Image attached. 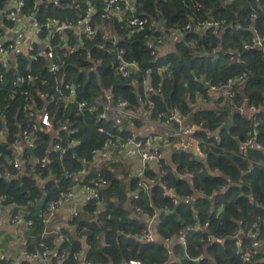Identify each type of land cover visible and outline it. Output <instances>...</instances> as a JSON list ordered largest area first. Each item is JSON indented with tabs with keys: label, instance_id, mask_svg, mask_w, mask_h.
I'll use <instances>...</instances> for the list:
<instances>
[{
	"label": "trees",
	"instance_id": "trees-1",
	"mask_svg": "<svg viewBox=\"0 0 264 264\" xmlns=\"http://www.w3.org/2000/svg\"><path fill=\"white\" fill-rule=\"evenodd\" d=\"M5 1L0 0V8ZM24 1L26 13L34 10L35 0ZM88 1L44 0L37 17L40 21L47 17L60 20L82 17ZM135 12L158 22L157 27L160 25L162 31L179 33L180 37L170 52L151 54L153 41L162 33L157 28H120L121 23L117 20L103 21L94 14L92 21L101 24V35L103 27L116 32L119 35L117 43L102 39L99 34L92 37L81 35L77 40L70 32V48L82 42L85 53L84 50L76 53L64 47L56 48V55L65 59L58 76L79 84L77 100H88L99 96L100 90L109 89L114 99L125 98L135 109L150 100L154 105V116L176 106L182 113H191L197 121H202V130L198 134L222 149L205 146L204 159H198L187 151L176 153L171 150L168 161L160 158L156 164H148L142 177L134 176L129 181V188L135 191L131 195L132 212L138 214L130 217L129 211L119 208L114 200L122 195L119 193V179L110 170H93L85 177L75 179V174L93 160L92 151L101 148L111 136H128L129 130L119 131L113 117L107 122L98 121L94 113L80 111L73 101L67 106L58 99L53 101L55 116L66 125L59 129L58 136L51 137L43 130L36 131L34 154L25 151L22 167L6 178V173L11 171L4 161L8 145L20 125L24 128L28 125L23 110L19 108L25 100L21 95L9 98L4 86L0 90L3 98L0 112L5 115L9 133L6 141L0 143V194L5 196L3 203L19 206L28 203L29 212L24 216L33 221V228L39 232L43 229V222L41 215L34 213L37 200L45 197L44 213L50 201L57 199L61 192H69L75 184L98 187L102 193L101 208L92 199L83 208L96 220L75 219L89 246L86 258L94 264H129L130 259L139 260L142 264H264L261 260L264 258V167L249 160L264 163V58L261 49L244 47L254 33L264 36V0H231L226 3L223 0H139ZM253 15L255 17H251ZM206 20H224V23L218 27H205ZM187 23L191 25L190 29H185ZM201 27L202 32L199 31ZM59 42L62 41L57 37L54 43ZM119 50L127 59L139 63V74L128 77L117 74ZM28 63L22 57L17 65L18 71L22 72ZM158 66H166V71L159 73ZM29 67L30 72L47 78L44 85L37 83L29 87L32 91L39 89L36 101L40 107V94L53 93L54 75L40 63L32 62ZM147 69L150 70L145 73ZM243 70L246 77L241 84L234 83L237 93L232 101L215 96V107L193 109L192 103L197 100L196 90L203 97L211 98L201 79L206 83L219 84ZM14 73L8 71L6 76L12 79L21 74ZM144 77L150 87L147 93L141 86ZM22 88L25 87L18 90ZM242 104L254 105L259 110L251 116L247 112L240 113L237 108ZM229 121H232L231 127L222 128V124ZM134 124L140 125L136 121ZM99 127H104L108 134L100 132ZM249 131L256 133L255 141L261 147L250 145L242 153L241 142L248 138ZM216 133L217 138L214 137ZM71 141L76 143L72 145ZM55 143L63 146L65 152L60 154L53 149ZM228 149L235 154L227 152ZM44 156L46 162L41 161ZM182 173L187 175L181 176ZM98 178L107 183L100 187ZM151 179L154 182L148 185L147 190L138 185L139 181L148 184ZM169 187L173 195L165 192ZM143 213L147 219L156 214L153 221L156 240L140 239L146 225ZM196 220L202 227L186 230V249L180 243H164L166 237L177 234ZM238 230L241 231L239 235ZM249 231L256 233V237H251ZM67 237L68 240L61 244L54 238L45 239L56 253L53 264L59 262L58 256H62V264H78L73 254L81 249V244L78 239ZM258 239L261 247L256 245ZM236 240L240 242L238 246ZM39 242L40 236L28 246L29 251L41 250ZM245 252H252L250 262L243 261ZM196 257L198 259L194 260Z\"/></svg>",
	"mask_w": 264,
	"mask_h": 264
},
{
	"label": "built area",
	"instance_id": "built-area-1",
	"mask_svg": "<svg viewBox=\"0 0 264 264\" xmlns=\"http://www.w3.org/2000/svg\"><path fill=\"white\" fill-rule=\"evenodd\" d=\"M44 0H35L34 10L25 12L26 5L24 0H6L5 4L0 8V40L4 37L3 32H7L5 28H14L17 25L23 23L24 21L30 22L34 28L32 30L31 38L26 42V47L22 50V47L19 48L16 42H6L7 40H2L0 42V90H3V87H7V94L9 98H13L17 95H21L25 102L19 106L23 110L24 117L26 118V123L28 127H23L20 125L18 132L14 134L13 141L8 145V151L4 155V160L8 165H11V169H16L19 165L18 158L23 154L26 149V146L32 145L34 148V142L36 140L35 132L39 130L51 129L63 123L62 120L58 119L53 111V106L51 105L55 99L62 101L64 106H67L69 103L76 102L80 111L86 110L90 113H94L95 118L101 122H107L113 116L124 118L131 122H139L140 125L144 126L151 130L150 134L141 133L140 129H135L129 132L128 136L123 137L121 134H116L111 136L104 141L101 148L95 149L92 152H98L103 149H113L117 148L120 150H125L127 148H133L140 162V170L138 171L137 176L142 177L145 168L148 164L153 162H158L161 158V148H169L171 150L175 148H180L182 151H187L193 153L198 159H204L206 157V151L204 150L205 146H211L216 148L219 147L216 143L208 141L198 134L199 130H202L203 122L197 121L191 113H182L176 106L168 109L165 113H159L157 116L152 114L154 105L150 100L145 101L137 109L133 108L127 99L118 97L114 99L111 94V90H100L99 96H92L88 100L81 99L77 100V93L79 84L74 82H69L63 80L58 76V72L63 68L65 64V59L62 56H58L55 53V49H62L68 45L69 34L70 32L74 33V29L79 28L82 30L81 35L86 37H92L96 34H99L102 39H109L113 44L117 43L119 35L114 33L111 30L105 29L103 27V34L101 35V24L98 25L92 21L91 15H96L98 19L111 20L115 19L121 23L120 28L131 30H144L145 27L151 29H156L162 31V27L158 22H155L147 17H141L135 12L137 0H89L88 6L82 17H73L70 19L63 18L62 20L55 17H47L40 21L37 17V12L40 5ZM102 1V7H101ZM225 3L230 2L231 0H223ZM49 2V1H48ZM43 12V11H42ZM91 16V17H90ZM251 17H255L254 15ZM224 20L211 21L206 20L203 25L205 27H218L222 25ZM191 25L187 23L185 29H190ZM199 31H203V27L199 28ZM255 32V30H254ZM253 32V33H254ZM80 35V36H81ZM167 36L166 31H162L161 35L156 37L153 41L154 49L151 54L159 52V48L162 46L165 38ZM60 37L62 42L59 44L54 43V40ZM4 42V43H3ZM43 42V46H39V43ZM83 43H78V48L75 50L76 53L82 52ZM245 48H254L257 47L262 51V57L264 58V36H260L257 33H254V36L251 38L250 42L244 44ZM158 48V50H157ZM8 53H13V61L16 63L11 64L10 60H3V56ZM17 57V58H16ZM24 57L29 64L32 62L40 63L46 71L54 75L53 79V93L41 95L42 105L39 107L36 101V96L39 94V89L36 88L35 91H32L29 87L37 83L44 85L47 81L46 77H41L39 73L30 72V67L26 64L23 67V71L20 72L17 69V63L21 58ZM234 59L233 56L230 57ZM117 64L116 72L122 77H128L130 75H137L140 73V65L136 60H129L124 55L122 51L119 50L117 54ZM150 69H147L145 73L149 72ZM157 70L159 73L166 71V66H158ZM8 71H14V75L18 74L15 78H8L6 76ZM245 71H241L239 74L234 77L227 78L224 82L219 84H210L207 83L208 90L213 93H216L219 97L226 98L227 100H233L237 90L233 88L234 83L241 84L245 79ZM11 86H7V85ZM159 84V83H158ZM142 90L147 93L150 89L147 79L144 77L141 82ZM22 88L18 90V88ZM199 97L205 99L201 93L195 91V99ZM3 102V98L0 97V107ZM195 103V102H194ZM193 103V105H194ZM7 106V105H5ZM195 107V106H194ZM259 108L254 105H245L242 104L237 108V111L240 113L247 112L250 116L257 112ZM0 118L2 120V125L0 127V143L5 142L8 136V128L5 123V115L0 112ZM119 131H122V128H118ZM100 132L108 134L104 127H99ZM71 132V130H70ZM217 138V135L214 136ZM256 133L248 132V138L241 142L242 153L246 151V148L250 145H256L261 147L256 141ZM54 149L59 151L60 154L65 152V148L59 143L54 144ZM229 153L235 154L233 150H226ZM241 157L246 159V156L240 154ZM250 161L255 164L264 167V163L260 161ZM42 162L46 161L44 156L41 159ZM186 173H182L181 176H186ZM97 183L100 187L104 186L107 182L104 179L98 178ZM154 182V179L150 180V183L146 184L142 181L138 182V185L141 189H148V185ZM89 199L94 200V203L97 207L101 208L103 205L102 193L101 190L93 185L82 184L80 185ZM70 192V191H69ZM69 192H61L59 197L55 200H52L48 203L47 209L44 213L41 212L42 222L44 225L49 226L52 214L57 207L61 204L62 199L68 196ZM165 192L169 195H173V190L171 187L166 188ZM5 201V196L0 194V203ZM173 202L177 203V199L173 198ZM25 205H28L25 204ZM137 211L140 212L139 209ZM146 216L145 213H143ZM72 217H77V213L74 212ZM156 217V214L153 213L148 219L146 216V225L142 229L140 234V239L144 241H153L156 240V235L153 231V221ZM9 221L13 224L24 223L30 225L32 223L31 219L25 218L24 214L17 213L10 216ZM206 223L204 224V226ZM202 227L200 222L196 220L192 225L188 224L184 229H181L177 234H174L171 237H166L163 241L166 244L170 243H180L183 245V248L186 249L187 239H186V230L193 229L199 230ZM40 236L39 246L41 250L27 251L26 255L29 259L42 260L45 264L46 261L51 258L53 254V249L50 248L46 243L45 239L48 238L45 234L48 231L45 229ZM237 234H241V231L238 230ZM249 235L253 238L256 237V233L249 231ZM55 236H57V241L61 244L63 241L68 240V235L59 231H56ZM81 238L83 237L86 242V236L80 234ZM237 236V235H236ZM235 236V237H236ZM80 242V241H79ZM82 242H84L82 240ZM81 244V242H80ZM87 244V243H86ZM235 244L238 246L240 244L239 240L235 241ZM88 246V245H87ZM88 248H85L87 252ZM82 251L81 249L76 251L73 254V258L78 261V264H94L91 261H88L87 258L80 259ZM252 252H245L242 255L244 262H250L252 260ZM62 256H58L59 262ZM196 257L194 260H197ZM59 262L57 264H59ZM129 264H142L139 260L130 259ZM53 264V263H52ZM243 264V263H241Z\"/></svg>",
	"mask_w": 264,
	"mask_h": 264
},
{
	"label": "crops",
	"instance_id": "crops-1",
	"mask_svg": "<svg viewBox=\"0 0 264 264\" xmlns=\"http://www.w3.org/2000/svg\"><path fill=\"white\" fill-rule=\"evenodd\" d=\"M33 28L34 26L28 21H24L23 23L17 25L12 29L5 28L7 32H3L4 37L0 40V42L2 40H7L6 42H16L19 48L22 47V50H24L26 47V42L31 38ZM81 31L82 30L80 29V27L74 29V35L76 36L77 40L80 38ZM179 37H180L179 33L176 31H170L169 33H167V36L162 46L159 48V53L163 55L164 53L170 52L173 49V46L176 40L179 39ZM39 46H43V42L39 43ZM64 48L65 49L67 48V50L71 49L70 52H72L78 48V45L75 46L74 48L73 47L70 48V45L68 44ZM82 49L84 50L85 53L84 47H82ZM13 57H14L13 53H8L7 55L3 56L2 59L5 61L10 60V63L14 64L15 62L13 61ZM28 66H30L29 63ZM202 81L204 82V79H201V82ZM208 95H211V98L207 99L204 97L205 99H203L199 97L195 101L194 105L192 103L193 109L197 110L201 106H206L209 108L215 107L217 104L215 101V96L217 97L218 95L216 93L211 92L210 90H208ZM113 118L115 124L118 127H121L122 130L123 129L125 131L129 130L130 132L138 128L141 130V133L143 134H146V132L150 134L151 132L150 129L145 128L144 126H136L133 122L126 120L124 118H119L116 116H113ZM65 123L66 122L51 129H45L43 131L49 133L51 137H53V135L58 136L59 129L64 128L63 126L66 125ZM74 143L76 142L71 141L72 145ZM34 152H35V144H34ZM170 152L171 149L167 147L161 148V153H162L161 158H164L165 160L168 161ZM23 157H24L23 154L19 156L18 167L16 169H10L11 171H8L6 173L7 176L6 178L16 174L17 170H19L22 167L24 163ZM150 164L151 165L156 164V162ZM7 166L11 168V165H8V163ZM103 169L110 170L113 173V175H115V177L119 179L120 182L119 193L122 195V197L119 199H116L115 197L114 200H116L117 206L119 208H124L125 210L129 211L130 217H136L138 214L132 212L133 207L131 205V195H133L135 191L129 188L130 179L134 176H137L138 171L140 170V162L136 151L133 148H127L125 150L113 148V149L99 150L98 152L95 153L93 152V160L87 163V165L84 166V168L78 174H75V179L78 180L80 178L85 177L90 171L93 170L100 171ZM88 201H89V197L83 191L81 186L79 184L77 185L75 184L70 190L68 196L62 199V202L57 207V210L53 212L49 226L43 224V229L39 232L35 228H33L32 224L30 225H26L24 223L13 224L9 221L10 216L13 215L14 213H22L24 215L28 214L29 204L28 205L24 204L22 206H19L14 204L5 205L4 203H0V264H22L24 262L28 264H45L42 260L29 259L26 255V252L29 250L28 246L33 245L36 242L37 238L39 236H42L41 233L44 232L43 230L45 229L48 231V233H46L45 235L48 236V238H54L55 242L57 243H58L56 239L57 236H55L56 231L58 233L59 231H62L68 234L71 238H73V240L78 239L81 242V246H82L80 259L86 258L87 252L85 251V248H88V246L85 242V239L83 237L81 238L80 236L82 231L78 228L76 224V220L78 219L86 220V221L96 220V217L93 214L83 209L87 205ZM74 212L77 213V217H72V214ZM142 219L146 222L145 218ZM82 240L84 242H82ZM256 245L257 247H261L262 244L259 239L257 240ZM55 255L56 253L54 251L51 258H49L46 261V264H52V259L53 256ZM261 260L264 261V258ZM59 264H62V261H60Z\"/></svg>",
	"mask_w": 264,
	"mask_h": 264
},
{
	"label": "water",
	"instance_id": "water-1",
	"mask_svg": "<svg viewBox=\"0 0 264 264\" xmlns=\"http://www.w3.org/2000/svg\"><path fill=\"white\" fill-rule=\"evenodd\" d=\"M203 82V81H202ZM204 83V82H203ZM205 87L207 88V83H204ZM232 125V121H229V122H226L224 124H222V128L225 127V128H230ZM217 135V133H216ZM26 149L28 150V152L30 154H33L34 152V148L32 145H28L26 146ZM173 152H176V153H179V152H182V150L180 148H175L172 150ZM44 203H45V197H42L40 198L39 200H37L35 202V205H34V213L36 216H39L41 215V212H42V209H43V206H44Z\"/></svg>",
	"mask_w": 264,
	"mask_h": 264
}]
</instances>
